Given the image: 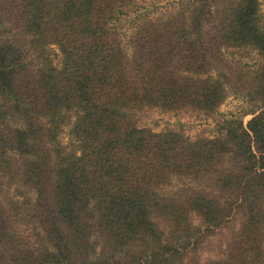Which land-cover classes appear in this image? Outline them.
<instances>
[{"label": "trees", "instance_id": "16d2710c", "mask_svg": "<svg viewBox=\"0 0 264 264\" xmlns=\"http://www.w3.org/2000/svg\"><path fill=\"white\" fill-rule=\"evenodd\" d=\"M137 3L0 0V186L17 182L21 159L36 195L35 207L31 197L10 202L29 235L0 207V264H198L191 253L236 214L240 227L211 264H264L261 1L192 0L184 16L139 21L128 51L113 22ZM2 9L14 10V25ZM205 21L214 31L203 32ZM223 47L261 55L247 75L263 106L246 123L227 119L216 137L198 139L135 124V107L214 111L231 86L215 70L230 65ZM70 110L77 117L66 145ZM173 179L182 186L169 194Z\"/></svg>", "mask_w": 264, "mask_h": 264}, {"label": "rangeland", "instance_id": "374dc122", "mask_svg": "<svg viewBox=\"0 0 264 264\" xmlns=\"http://www.w3.org/2000/svg\"><path fill=\"white\" fill-rule=\"evenodd\" d=\"M137 5L128 9L119 19L113 22V27L117 29L125 47L130 50V36L134 29H138L139 21L147 19H155L157 17H170L177 14L186 15L188 7L185 3L192 0H137ZM261 1V11L264 14V0ZM4 10L6 20L10 25L15 23L14 10ZM189 16V15H188ZM214 21L204 22L203 32L214 31ZM223 52L230 62L229 66L217 64L216 71L226 72L231 76V86L225 85L226 94L220 104L212 112L191 107L181 109H165L158 106L135 107L129 109L130 114L136 120L135 124L140 128H146L154 132H164L167 130H176L183 133L190 139H198L201 137L214 138L219 134L221 124L224 120L231 118H240L246 123L252 116L253 109L263 106V101L252 99L250 94L255 87L254 81H249L251 74L261 62V55L253 48H237L228 50L223 47ZM51 57L55 64L61 66L63 63V52L57 44L51 45ZM249 65V67H247ZM28 68L34 70L32 66ZM218 69V70H217ZM214 70V71H215ZM252 70V71H251ZM251 71V72H250ZM246 72V73H245ZM248 72L250 77H248ZM217 73V72H216ZM221 73V72H220ZM207 75V74H206ZM261 104V105H260ZM259 110L256 109V111ZM66 122L62 125L60 131V140L68 145L71 142L70 129L77 117L75 110L66 112ZM36 123L42 125L44 117L35 120ZM10 125V123H8ZM14 129L15 125H10ZM40 147L46 145V140L40 142ZM14 162L15 184L0 186V207L5 213V217H11L13 227L17 228L20 234L29 235L32 232L31 226L27 221L15 219L11 211L12 199L20 197L21 199L30 198L36 205V195L30 190L28 184L23 182V168L20 159ZM20 166V167H19ZM18 169V171H17ZM182 186L178 179H173L170 184L166 185L165 191L169 194L173 193ZM9 201V202H8ZM195 225L201 226L202 220L198 214L192 215ZM241 224V216L236 214L230 217V220L222 227L216 229L215 233L204 236L199 247L191 253L190 260L195 259L198 264H211L214 259L222 257L227 249L228 240L234 231L238 230ZM163 230L167 233L168 226H163Z\"/></svg>", "mask_w": 264, "mask_h": 264}]
</instances>
